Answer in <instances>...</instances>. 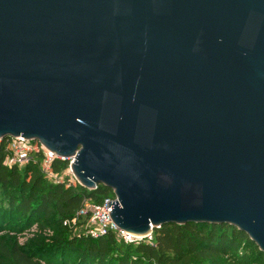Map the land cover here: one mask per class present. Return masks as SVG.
<instances>
[{
    "label": "water",
    "instance_id": "1",
    "mask_svg": "<svg viewBox=\"0 0 264 264\" xmlns=\"http://www.w3.org/2000/svg\"><path fill=\"white\" fill-rule=\"evenodd\" d=\"M111 190L114 226L227 225L264 254V0H0V143Z\"/></svg>",
    "mask_w": 264,
    "mask_h": 264
},
{
    "label": "trees",
    "instance_id": "2",
    "mask_svg": "<svg viewBox=\"0 0 264 264\" xmlns=\"http://www.w3.org/2000/svg\"><path fill=\"white\" fill-rule=\"evenodd\" d=\"M7 142L0 144V264H255L247 247L260 253L264 264V254L249 237L227 225H167L154 230L153 244L130 246L119 244L114 234L100 239L73 236L64 222L86 198L100 203L109 190L100 186L89 192L79 184L49 183L38 163L8 168ZM69 165L58 159L52 169L61 173ZM14 221L23 229L37 225L58 235L50 244L21 246L8 232Z\"/></svg>",
    "mask_w": 264,
    "mask_h": 264
},
{
    "label": "built area",
    "instance_id": "3",
    "mask_svg": "<svg viewBox=\"0 0 264 264\" xmlns=\"http://www.w3.org/2000/svg\"><path fill=\"white\" fill-rule=\"evenodd\" d=\"M24 139L25 138L20 137L7 140L4 165L8 168L18 167L21 169L30 163H38L45 175L57 178L59 173H55L52 167L56 160L63 159L54 155L40 143ZM69 163L68 172L73 176V179L68 185L72 186L78 183L71 171L70 166L72 161ZM99 187L100 186H98V188ZM108 194L100 203L86 198L81 209L71 220L65 221L64 225L74 228L80 226L82 227L81 235L92 239H100L114 234L117 242L122 245L130 246L139 245L141 243L153 244L154 231L149 236L140 238L128 235L114 226L108 213L112 210V205L108 208V204L111 203L114 205L118 199L113 191L112 196H108Z\"/></svg>",
    "mask_w": 264,
    "mask_h": 264
},
{
    "label": "rangeland",
    "instance_id": "4",
    "mask_svg": "<svg viewBox=\"0 0 264 264\" xmlns=\"http://www.w3.org/2000/svg\"><path fill=\"white\" fill-rule=\"evenodd\" d=\"M23 169V168H21ZM46 176V179L49 183L53 184H58V183H70L73 179V176L68 172V169L65 171H62L61 173L58 174L57 178H52L50 176ZM90 192V191H89ZM108 196H112V191L109 190ZM102 197H105L106 195L103 194L101 195ZM24 219V218H23ZM24 221V220H23ZM17 222H13L11 224V228L8 230L11 238L17 240L21 246H24L26 244H50L52 242V237L54 238L55 236L58 235V232L52 230L51 228L41 230L37 225L32 226L30 229H23L22 224H16ZM71 234L73 236H78L82 233V227L77 226L76 228L74 227H68ZM249 249V252L251 254V257L253 259H256L255 264H260L263 260V256L254 251V249L251 247H247ZM73 264V261L71 262ZM196 264H212L210 262H201V263H196ZM218 264H224L223 262H219Z\"/></svg>",
    "mask_w": 264,
    "mask_h": 264
}]
</instances>
